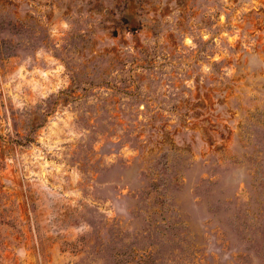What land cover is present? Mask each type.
Returning <instances> with one entry per match:
<instances>
[{
  "label": "rangeland",
  "instance_id": "obj_1",
  "mask_svg": "<svg viewBox=\"0 0 264 264\" xmlns=\"http://www.w3.org/2000/svg\"><path fill=\"white\" fill-rule=\"evenodd\" d=\"M0 264H264V0H0Z\"/></svg>",
  "mask_w": 264,
  "mask_h": 264
}]
</instances>
